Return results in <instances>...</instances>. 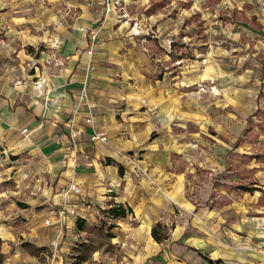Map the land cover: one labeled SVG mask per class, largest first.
Segmentation results:
<instances>
[{"label":"crops","instance_id":"obj_1","mask_svg":"<svg viewBox=\"0 0 264 264\" xmlns=\"http://www.w3.org/2000/svg\"><path fill=\"white\" fill-rule=\"evenodd\" d=\"M125 1L0 0V47L44 43L48 48L33 59L32 72L0 70V176L13 179L9 182L17 188L1 189L0 219L33 223L38 218L31 205L39 202L46 204L45 224L77 225L80 234L115 224L109 238L119 241L133 264L155 253L165 264H210L204 255L224 264H264L260 209L251 216L257 227L241 217L242 227L231 231L225 254H210L193 242L188 222L203 206L191 207L185 175L192 169L182 162L196 156L189 149L198 145L192 140H198L195 85L202 68L195 54L187 59L180 51L185 42L173 39L171 49L165 42L154 44L164 54L141 47V30L122 16ZM95 129L108 139L92 141ZM72 183L80 193L68 191ZM251 183L243 189L260 190L257 204L264 205V186L258 179ZM22 192L34 197L19 199ZM115 203L132 211L112 219L105 210ZM171 217L169 237L157 242L153 225L161 221L168 227ZM0 230L6 233H0L3 240L15 238L5 227ZM142 241L146 244L139 247ZM3 252L13 259L19 255Z\"/></svg>","mask_w":264,"mask_h":264},{"label":"rangeland","instance_id":"obj_2","mask_svg":"<svg viewBox=\"0 0 264 264\" xmlns=\"http://www.w3.org/2000/svg\"><path fill=\"white\" fill-rule=\"evenodd\" d=\"M125 6L123 18L142 32L141 47L164 54L166 50L155 45L165 42L171 49L175 39L185 42L186 48L180 51L187 59H193L195 54L200 62L203 78L195 90L196 109H200L201 116L195 123L198 140H192L198 145L189 149L196 155L195 160L182 164L192 169L185 175L191 207L199 203L203 209L199 210L201 214L194 212L188 229L194 233L193 242L200 243L205 251L225 254L231 231L242 227L241 217L248 216L249 227L253 228L257 225L251 216L257 209L264 216V205L257 204L261 191L251 193L242 187L251 186L254 179L264 186V0H129ZM19 48L0 47V70L10 66L11 73L32 72L33 59L45 55L41 50L48 51L44 43ZM236 142L239 145L234 147ZM254 166L259 171L253 172ZM9 180L13 179L0 176L2 191L17 189L16 182ZM217 182L222 185L216 187ZM28 197L34 195L22 192L19 199ZM226 198L229 203L223 205ZM18 203L30 206L26 201ZM31 207H35L33 215L38 218L33 223L23 218V223L16 222L4 215L0 219V227L15 236L10 234L2 248L19 254L14 259L9 255L4 264H53L57 259L59 264H133L119 241L114 243L106 235L111 224L101 232L80 234L75 229L77 225L45 224L46 204L37 202ZM168 222L170 234L175 224L173 217ZM0 233L6 235L2 230ZM145 244L142 241L139 247ZM32 248L38 252L32 253ZM143 264L165 261L155 253Z\"/></svg>","mask_w":264,"mask_h":264},{"label":"trees","instance_id":"obj_3","mask_svg":"<svg viewBox=\"0 0 264 264\" xmlns=\"http://www.w3.org/2000/svg\"><path fill=\"white\" fill-rule=\"evenodd\" d=\"M120 167H122V166H120ZM246 189L251 190V191L253 190V188H249V187H247ZM0 191H1V189H0ZM131 211H132V209L130 207H126L122 203H115L110 208L106 209L105 213L108 217H110L112 219H117V218L126 217L127 214ZM77 224L79 227L84 228V225L81 223L80 218H78ZM114 226H115V224H111L110 229ZM103 228H105V227L104 226H92L90 229H93V230L96 229L99 232H101V231H103ZM106 233H107L106 235L108 237H111L114 235L113 232H110V230ZM152 235L157 242H162L169 237L168 227L163 222L158 221L153 225ZM3 243H4V240L0 236V264H3L7 258L6 254L3 252V248H2ZM25 245L26 246L27 245L32 246L30 243H26ZM31 251H32V253L38 252L37 249H34V248H32ZM204 258L207 259V261L210 264H224L223 260L220 258L214 259V258H211L210 256H207V255H204Z\"/></svg>","mask_w":264,"mask_h":264},{"label":"built area","instance_id":"obj_4","mask_svg":"<svg viewBox=\"0 0 264 264\" xmlns=\"http://www.w3.org/2000/svg\"><path fill=\"white\" fill-rule=\"evenodd\" d=\"M126 14H122V16L124 17ZM92 50H89V53H91ZM37 84H41V82L37 81ZM87 122L91 123L92 122V118L89 117L87 118ZM24 131H27V129H25ZM74 135H76V133L74 132ZM91 140L92 141H96L98 139H101L103 141H106L108 139V137L106 136V134H104V132H102L101 130L99 129H95V131L91 134L90 136ZM68 191H72V192H75V193H80V187L74 183H72L68 189ZM68 191L66 193H68ZM71 212H74L73 209L70 210ZM49 220L46 219V222H48Z\"/></svg>","mask_w":264,"mask_h":264}]
</instances>
